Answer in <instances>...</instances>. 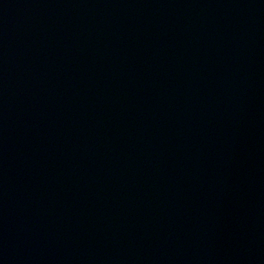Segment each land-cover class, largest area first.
I'll use <instances>...</instances> for the list:
<instances>
[{"label":"water","instance_id":"water-1","mask_svg":"<svg viewBox=\"0 0 264 264\" xmlns=\"http://www.w3.org/2000/svg\"><path fill=\"white\" fill-rule=\"evenodd\" d=\"M0 264H264V0H0Z\"/></svg>","mask_w":264,"mask_h":264}]
</instances>
